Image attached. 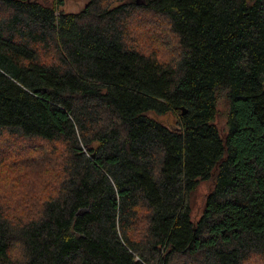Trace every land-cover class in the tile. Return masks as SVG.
<instances>
[{"label":"trees","instance_id":"1","mask_svg":"<svg viewBox=\"0 0 264 264\" xmlns=\"http://www.w3.org/2000/svg\"><path fill=\"white\" fill-rule=\"evenodd\" d=\"M61 4L0 0V264H264V0Z\"/></svg>","mask_w":264,"mask_h":264},{"label":"rangeland","instance_id":"2","mask_svg":"<svg viewBox=\"0 0 264 264\" xmlns=\"http://www.w3.org/2000/svg\"><path fill=\"white\" fill-rule=\"evenodd\" d=\"M42 3L45 4H51L52 0H38ZM87 0H62V4L57 8V11H63V12H78L81 10L86 3ZM58 13V12H57ZM148 16V15H147ZM150 19H153L152 21H155L156 23H159L158 25H163L159 19H154L151 16H148ZM143 21H150L147 19H143ZM163 27V26H162ZM218 108V114L216 118V124L218 125L220 130H223L225 127V120H226V105L224 102V99L222 95L219 98V102L217 105ZM158 119L168 126L175 127V122L177 119V116L175 114H167L164 116H159ZM1 149L3 151H7L8 154L10 155H17L21 152H40V147L38 143L33 142H25L23 140H20L19 138H11L8 136H5V139L0 142V152ZM58 151V150H56ZM4 154V152H3ZM12 161V159H11ZM10 160H7V167L12 165V162ZM38 163H41L40 161ZM6 166H3V161L0 160V171H2V176L7 178L8 181H12V185L14 186L15 181L18 180V178L21 176L22 173L16 171L17 170V165L14 166L15 170L13 168H10L8 171L5 169L7 168ZM45 167H31V171L33 172V175L30 176V179H35L38 177L39 170H43ZM16 171V172H15ZM5 183V182H4ZM0 183V190L5 188L8 191H13V188L8 186L7 184ZM40 184L44 185L45 183L43 182L42 179H40ZM208 182L202 183L197 186L196 190L191 194V213H195V211L198 209L200 204L202 203L204 199V195L208 189ZM42 188L38 187L37 192H40ZM19 195H22V192H19ZM11 197L13 200L17 199V195L14 193L12 195H8Z\"/></svg>","mask_w":264,"mask_h":264},{"label":"water","instance_id":"3","mask_svg":"<svg viewBox=\"0 0 264 264\" xmlns=\"http://www.w3.org/2000/svg\"><path fill=\"white\" fill-rule=\"evenodd\" d=\"M185 113V109L182 107V114Z\"/></svg>","mask_w":264,"mask_h":264}]
</instances>
